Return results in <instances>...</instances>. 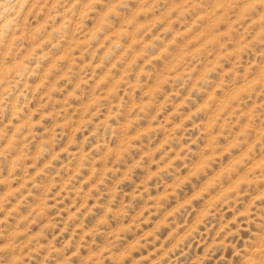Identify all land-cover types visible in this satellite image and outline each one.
<instances>
[{
	"label": "rangeland",
	"instance_id": "rangeland-1",
	"mask_svg": "<svg viewBox=\"0 0 264 264\" xmlns=\"http://www.w3.org/2000/svg\"><path fill=\"white\" fill-rule=\"evenodd\" d=\"M0 264H264V0H0Z\"/></svg>",
	"mask_w": 264,
	"mask_h": 264
}]
</instances>
